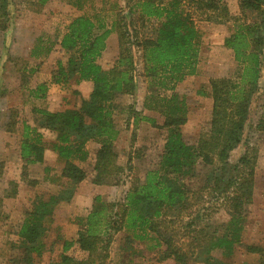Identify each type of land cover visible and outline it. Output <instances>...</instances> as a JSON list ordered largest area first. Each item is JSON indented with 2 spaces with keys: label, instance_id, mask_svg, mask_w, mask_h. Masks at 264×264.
Listing matches in <instances>:
<instances>
[{
  "label": "trees",
  "instance_id": "obj_1",
  "mask_svg": "<svg viewBox=\"0 0 264 264\" xmlns=\"http://www.w3.org/2000/svg\"><path fill=\"white\" fill-rule=\"evenodd\" d=\"M38 1L45 6L50 0ZM186 2L196 3L204 13L215 14V17L208 15L211 20L219 18L222 10L227 13L216 0H137L135 3L140 20L153 19L158 23L153 37H137L140 49L137 59L142 60L149 83L144 108L158 111L164 122L159 124L157 118L142 113H137L134 118L135 123L145 120L168 130L158 167L148 169L143 181H133L124 202L109 203L101 195L96 196L90 213L79 219L82 228L77 238L66 240L61 260L49 264H108L112 235L122 229L133 233L129 239H153V248L164 245L163 260L172 258L177 264L194 260L202 264H233L212 253L220 249L224 256H229L242 244L245 211L254 197L255 154L252 148V156L248 153L243 155L237 164L229 161L231 153L244 142L252 100L263 77L264 0H240L243 11H252L258 16L253 23H237L225 40V45L234 52L240 74L237 80L221 78L211 81L212 90L208 93L213 98L211 128L194 144L188 142L183 133L188 120V101L177 92L181 82L198 73L200 63L201 33L192 15L185 11ZM7 7L8 0H0L3 29ZM132 14L130 9L126 15ZM115 25L108 27L86 15L72 19L58 43L63 55L57 60L50 83L68 84L74 78L78 83L91 82L92 91L72 109L52 112L35 107L34 112L38 116L36 126L23 122L20 157L24 165L43 164L48 147L57 152L64 165L61 173L52 178L59 186L57 193L48 198L36 197L24 214L17 232L21 257L14 261L15 264H38L36 258L46 252L47 222L61 204L71 202L79 184L87 176L75 162L87 159V142L101 144L96 152L93 183H118L119 175L123 173L115 144L121 131L115 124L114 115L120 96L136 94L139 64L132 47L127 48L125 42L128 30ZM118 29L120 55L115 65L106 70L99 60L107 48L108 38ZM50 52L51 48L39 45L33 48L32 55L39 58ZM48 90V82L40 83L31 91V96L44 99ZM7 128L9 131L16 129V120L9 122ZM258 128L264 131V108ZM42 129L55 133V139H45ZM199 166L203 168L205 185L212 184L213 190L219 189L225 195L231 218L222 234L204 233V228L199 232L189 230L190 238L185 249L178 246L172 234L168 236L163 227H168L172 220L165 219L167 211L173 212V217L179 216L193 205L195 200L190 197V189L183 180L187 176H197ZM51 170L50 166H45L47 175ZM230 189L233 192L228 194ZM151 233L155 237L150 236ZM75 245L87 252L86 258L77 260L65 254ZM127 248L133 249L131 246ZM246 250L257 254V264H264L262 246L246 245Z\"/></svg>",
  "mask_w": 264,
  "mask_h": 264
},
{
  "label": "rangeland",
  "instance_id": "obj_2",
  "mask_svg": "<svg viewBox=\"0 0 264 264\" xmlns=\"http://www.w3.org/2000/svg\"><path fill=\"white\" fill-rule=\"evenodd\" d=\"M136 1L50 0L45 6H41L38 0H8V18L6 16L4 29L1 27L3 23H0V264H15L14 261L21 257L22 250L18 247L16 235L24 214L32 207L36 197L48 198L57 193L59 186L52 178L61 173L64 165L53 159L49 175L45 172V163L24 165L20 157L23 122L37 124L34 120L37 117L35 107H50L55 110L75 108L80 104L81 98L92 90L91 84H80L81 82L78 83L74 78L68 84L54 86L50 83L57 60L63 55L58 43L73 18L86 15L98 22H104L108 27L116 24L115 26L120 25L125 31L127 29V48L132 47L139 64L136 94L120 96L114 115L115 124L121 131L116 140L119 145L116 147L123 173L119 175L118 183L101 187V196L105 202H124L133 181H143L148 169L158 167L168 130L155 127L145 120L134 122L137 113L155 117L159 124L164 122V117L158 111L142 110L149 83L144 75L142 60L137 59L140 55L137 37H153L158 23L153 19L140 20L137 16ZM216 1H219L227 13L222 10V15L213 20L209 19L208 15L215 17V14L204 13L196 3H185V11L192 15L201 33L198 73L177 86V92L187 98L189 106L188 120L183 127L188 142H197L202 134L210 131L213 98L208 93L212 90L211 81L221 78L237 80L239 77L240 66L235 60L233 50L225 45L226 38L231 35L237 23H253L258 17L255 12L243 11L240 0ZM130 9L133 14L127 16ZM39 45L51 48V52L48 55L42 54L39 58L33 57L32 50ZM120 50L118 29L108 38L107 48L99 60L104 69L109 70L115 65ZM45 81L51 85L46 99L31 96V91ZM259 86L250 107L244 142L231 153L229 161L230 164H237L243 155L248 153L252 156L251 148L255 154L254 197L245 211L242 244L229 256H224L223 250L220 249L212 253L213 256L233 264H257V254H250L246 245H259L264 248V131L258 128L264 108V71ZM14 120L16 129L9 131L7 124ZM42 132L48 141L55 139V133L52 131L42 129ZM94 164L95 158L92 155V159L85 165L88 173L94 174ZM198 170L197 176H187L183 180L190 189V197L195 200L193 205L179 216L173 217L174 213L167 211L165 219L172 220L168 227H163L166 234H172L174 242L185 249L190 238L189 230L199 232L200 228H204V233L207 231L210 234H222L231 218L225 195L221 194L219 189L213 190L212 184L205 185L204 172H201L203 168L199 166ZM91 181L89 184L93 186ZM232 192L233 189H230L228 194ZM87 199L88 205H92L89 204L91 199ZM85 202L77 216L86 212L87 200ZM57 209L61 214L59 217L54 215L47 222V250L42 257L36 258L35 262L38 264L59 262L63 253L62 239L77 238V226L75 220H72L77 216L68 211L71 204L63 203ZM132 234L122 229L112 235L108 264H177L172 258H161L164 245L153 248V239H129ZM150 236L155 237V234L151 233ZM128 246L133 249H128ZM70 254L77 260L85 258V253L79 250L78 246L70 250ZM187 264L202 263H196L194 260L188 261Z\"/></svg>",
  "mask_w": 264,
  "mask_h": 264
},
{
  "label": "crops",
  "instance_id": "obj_3",
  "mask_svg": "<svg viewBox=\"0 0 264 264\" xmlns=\"http://www.w3.org/2000/svg\"><path fill=\"white\" fill-rule=\"evenodd\" d=\"M51 81V80H50ZM45 82H47V81H45ZM84 83H86V85H88V84H91L92 85V83L91 82H89V81H82L80 84H84ZM52 84V83H51ZM52 85H54V86H56L57 84H52ZM51 85L49 84V87H50ZM92 91V90H91ZM90 91V92H91ZM90 92L87 94V96L86 95H84V97H88L89 96V94H90ZM46 99V98H45ZM46 109V108H45ZM47 110H49V111H52V112H56V111H63V110H55V109H53V108H50V107H47ZM66 110V109H65ZM142 110H145L146 111V109L145 108H143ZM144 111V113H146ZM35 116H37V115H35ZM34 120H35V123H37V120H38V116L36 117V118H34ZM34 123V124H35ZM30 124V123H29ZM38 124V123H37ZM36 124V125H37ZM31 125V124H30ZM36 125H32V126H36ZM185 126V125H184ZM183 126V127H184ZM183 133H184V131H183ZM185 135V134H184ZM190 143H196V142H190ZM97 144V145H96ZM115 144H116V146L118 147V143L117 142H115ZM95 145V146H94ZM100 146H101V144H100V142H87V144H86V150L88 151V156H87V159L85 160V161H81V160H76L75 162L79 165V166H81L85 171H86V173H87V176H86V178L79 184V186H78V188H77V191H76V193H75V196L73 197V199L71 200V202H70V204H71V209L70 210H68V211H70V213H74L75 214V216H77V215H79V214H77L78 213V211H80V209H82V207H84L85 206V204H86V202L84 203V201H86L87 200V205H88V197L91 199V201H89V204H92V205H88V207H87V209L85 210L86 212L85 213H82V214H80V216H77V217H74V218H72V220H75V224H76V226H77V233H78V231L79 230H81V228H82V226L79 224V219L81 218V217H85V216H87L89 213H90V211L92 210V207H93V203H94V199H95V197L96 196H98V195H101V193H102V189H101V187L102 186H105V185H97V184H95V183H93V178L95 177V175H96V172H95V170H94V174H92V173H88V171H87V169H86V162L88 161V160H90V159H92V155L94 156V158L96 159V152H97V150L100 148ZM44 163L47 165V166H51V165H53V159L54 160H58V161H60V159H59V156H58V154H57V152L56 151H54V150H52V149H50L49 147L45 150V155H44ZM61 163H62V161H60ZM90 180H92L91 181V184L93 185V186H91L90 184H89V181ZM90 206V207H89ZM61 214V211L59 210V209H56L55 210V213H54V215L56 216V217H59V215ZM17 236V239L19 240V236H18V234L16 235ZM62 239V238H61ZM67 239H62V241H63V246H62V252L64 253V243H65V241H66ZM77 245H75L74 247H76ZM46 247H47V245H46ZM74 247H72L70 250H72ZM47 250V249H46ZM70 250L69 251H67L65 254H68L69 255V252H70ZM79 250H81L80 248H79ZM82 251V250H81ZM83 253H85V258L87 257V252H85V251H82ZM43 256V255H42ZM70 256H71V254H70Z\"/></svg>",
  "mask_w": 264,
  "mask_h": 264
}]
</instances>
